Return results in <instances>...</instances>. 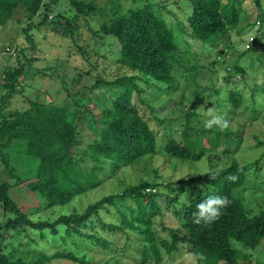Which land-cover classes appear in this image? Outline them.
Returning <instances> with one entry per match:
<instances>
[{"label": "trees", "instance_id": "obj_1", "mask_svg": "<svg viewBox=\"0 0 264 264\" xmlns=\"http://www.w3.org/2000/svg\"><path fill=\"white\" fill-rule=\"evenodd\" d=\"M180 1L158 0L156 6L115 12V18L101 24L93 33L98 38L114 37L119 44L113 60L116 69L113 77L106 79L95 73V83L87 89L102 92L93 98L96 113L89 109V100L93 101L91 96L85 97L89 92L73 93L71 87L65 89V98L59 104L29 100L27 109L9 111L6 107L20 93V77L24 78L25 64L20 62V57L28 63L33 59L24 47H7V50L17 49L15 59L19 65L11 68L10 56L3 62L8 66L3 68L0 85L5 91L0 92V160L9 176L7 182H0V204L6 215L7 234V243L0 246V264H56L62 260L72 264H99L91 261L88 252L96 249L109 253L115 247L109 236L115 238L117 232L125 238L119 250L121 254L129 253L130 245L135 247L138 257L134 258V264H162L174 258L179 246L187 247L184 254L187 259L180 257L185 262L188 253L202 252L207 257L206 264H252L245 251L264 243V141L254 136L257 141L254 148L259 149V154L241 164L237 153L242 137L235 134L237 130H220L216 126L209 129L205 121L212 115L227 118L237 112L251 123H261L264 82L257 84L254 79V83L250 79L252 74L239 64L245 54H253L251 47L232 62L225 59L218 62L221 55L216 53L214 59H209L214 36L219 34L234 31L242 37L253 32L252 41L264 46V0H251L257 20L238 31L234 29L247 8L243 4L246 0ZM69 2L76 16L97 11L91 2ZM53 3L52 0H0V26L11 21L17 11L23 13L27 21L21 32L30 43L31 51L35 45L30 32L47 25L53 32L58 30L72 39L76 32L73 18L61 13L50 18ZM174 5L177 12L170 9ZM164 13L171 14L173 19L166 20ZM35 17L37 20L33 21ZM256 61L264 75V52L256 56ZM213 67L224 72L221 79L224 87H216L218 69ZM179 72L185 85L191 86L194 102L184 103L183 121L171 115L166 118L164 112L163 117H155L160 125L166 126L168 122L174 125L171 129L166 127V140L157 142L152 131L154 126L150 127L148 118L141 114L133 99L135 96L142 103L143 93L152 86L159 88L157 85L164 86L163 93H175ZM206 73L210 87H201V76ZM235 74L241 75L244 83L248 84V79L253 82L248 89L249 102L239 99L242 95L236 90L237 83L231 82ZM54 79L61 80L59 76ZM61 84L66 83L61 80ZM200 94L206 97L200 98ZM170 102L174 103L172 99ZM148 108L153 112L152 107ZM164 109L166 114L171 111ZM87 112L91 113L89 117L85 116ZM84 130L89 132L86 143L82 137ZM159 155L165 163L174 160V171L177 165L180 169L193 168L198 162L205 163L206 171L189 180H172V174L167 181H158L160 170L155 168V179L102 197L82 212L61 214L47 221L28 218L32 212L65 206L75 197L96 189L102 183V175L110 179L124 167ZM20 158L24 161L20 162ZM33 160H36V169H31L34 172L31 176L25 170ZM213 174L215 179H210ZM229 175H236L238 179L229 181ZM19 186L37 199L30 213L20 212L8 196L11 188ZM206 192L225 195L232 203L223 210L219 220L210 225L195 224L192 213ZM185 193L186 201L182 199ZM253 204L259 207L258 211H254ZM23 226L38 230V236L47 237L52 249L60 245L62 250L55 248L48 253L42 248L30 259L20 257L17 249L6 252L15 240L17 229L26 231ZM81 242L90 246V250L84 251ZM110 260L106 259L104 264ZM255 264L264 262L257 260Z\"/></svg>", "mask_w": 264, "mask_h": 264}, {"label": "rangeland", "instance_id": "obj_2", "mask_svg": "<svg viewBox=\"0 0 264 264\" xmlns=\"http://www.w3.org/2000/svg\"><path fill=\"white\" fill-rule=\"evenodd\" d=\"M46 1L49 2L51 0ZM52 1H54L55 4H52L53 11L51 12L52 14L50 15V18L57 13H61L66 17L71 16L73 18V26L76 27V32L72 39L67 36L65 37L58 30L53 32L47 25L41 29H35V31L30 32L33 38V44L35 45L34 51H31L30 43L25 39L21 32V28H24L27 21L26 18H23V13H19V11H17L13 15L11 21H8L5 26H0V85L3 84V68L8 66L6 64L4 65L3 62L10 56L11 59H8L9 66L11 68H16L19 65L15 59L17 49L12 48L13 50H7V47L15 45H18V47H24L28 52V56L33 59L32 62L28 63V61H25V59L20 57V62L25 64L24 78L20 77V93L17 94L6 107L9 111H22L27 109L29 107L27 104L29 100H34L40 103L59 104L61 103V100L65 98L64 91L68 87L72 88L73 93L84 90L85 92H89L87 89H90L94 85L97 78L96 74H99L106 79L112 78L116 71L113 60L117 57L119 52V44L114 37L104 36L103 38H98L97 36H94L93 33L99 30L101 24L109 23L111 19L115 18V12L121 13L125 12L129 8H142L146 5L156 6V2L158 3V0H82L85 2H91L95 7H97V11L88 15L76 16V11L71 6L69 0ZM169 1L179 2L180 0ZM243 4L247 8L245 12L242 13V18L234 29L235 31H238L247 23H253L257 20V11L254 6H252L251 0H246ZM170 7V9L177 12V7L175 5ZM163 15L166 20L173 19V16L169 13H164ZM34 20H37V17L33 18V21ZM253 39V32H247L242 37L236 35L234 31L216 35L214 36L212 45L214 48L211 49V58L209 60L214 59L216 53L219 56L224 55L223 58L221 56L220 58H217L218 62L222 59L232 62L233 59L239 56L242 51L251 47L253 54H245L240 58L239 64L246 72L252 74L250 75V79L253 82L254 79H256V83L261 84L264 82V75L258 65V62L256 61V56L261 55L262 52H264V46H258L256 42L252 41ZM78 48H81L82 51L80 52ZM252 60H254L255 65ZM224 67H226L225 64ZM95 68L96 70H94ZM213 68L218 69L216 73V87H224V82L221 80L225 75L224 72L219 69V67ZM56 76H59L66 84H61L60 79H54ZM208 76V73L201 76L203 77L200 80L201 87H210V84H208L209 80L207 79ZM242 79L243 77L241 75L235 74V77L231 79V82L233 84L237 83L236 90L241 92L240 94L242 95L239 99L241 98L243 102L246 103L250 100V91L248 89L253 82L248 79L247 84L244 83ZM176 81L177 91L175 93H163L161 92V89H163L164 86L162 87L154 84L159 88L152 86L147 90V92L143 93L141 96V100L143 101L142 103L137 101V97L135 98V96L133 99L141 114L144 115L145 118H148L147 121L149 122L150 127L154 126L152 131L157 142L165 141L167 137L166 134L168 133V131H166L167 128L171 129L174 125L172 122H168V125L166 126L160 125L156 122L155 117H163V114L165 113L164 117L166 118L171 115L174 119H182L183 121L185 112L181 111V109L183 108L184 103L186 104V101L190 103L194 102V99L192 98L193 94L191 93V86L185 85L181 72H179ZM70 82L73 83V86ZM228 87L231 88L232 86L229 85ZM0 92L2 94L5 93V91H2L1 88ZM100 92L101 90L94 89L91 92L86 93L85 97L91 96L93 99L96 98L97 94ZM183 96L188 97V99L185 100ZM199 96L200 98L206 97L204 94H200ZM170 99L174 102L173 104H171V102L169 103ZM149 106L152 107L153 112L149 111ZM165 107L171 110L169 111V114H166L164 111ZM89 109L95 112V99H93V101L89 100ZM263 111L264 109H262L261 114H259L261 123L260 121H254L251 123L245 115L237 112H235L234 116L229 115L225 118L229 121L228 128L233 129V131L237 130L235 134L240 138L242 137V145L237 153V158L241 164L246 163V161L251 160L259 154V149L254 148L257 144L254 136H257L259 141H264ZM90 114V112H87L85 113V116L89 117ZM238 122L241 125H239ZM214 128L215 127L209 129ZM88 136L89 132L84 130L82 135L83 142H87ZM19 161H24V159L20 158ZM35 161L36 160H33V163L30 162L28 168L25 170V172L29 171V175L31 176L34 173L31 169H36ZM163 163L165 162L159 155L152 158V160L148 158L146 160L135 162L131 166L124 167L110 179H106L105 176L102 175L100 176V181H102V183L96 189L83 196L75 197L65 206H57L53 209L41 212L35 213L32 212V210H29L32 205L37 203V199L34 194L27 192L23 186L11 188L8 191V196L16 204L20 212H32L28 214V218L30 220L47 221L54 219L61 214L65 215L73 211L82 212L88 205L95 203L102 197L119 193L127 186L137 185L141 181H151L155 179V168L160 170L158 181H167L172 174H174V176H172V180H189L206 171L205 163L203 162L196 163L193 168L183 167L180 169L177 165L175 171L172 168V165L175 164L174 160H171L170 163H165L164 165ZM8 180L9 176L7 170L5 169V166L2 165L0 160V182H7ZM255 205L256 204H253V207ZM262 205L264 208V204ZM258 208V206L254 207V211H258ZM5 216L6 215L4 214L3 208L0 204V246L7 243V234L4 230ZM166 222L169 223V220L167 219ZM22 229H25L26 231L17 229V232H15V240H12L13 243L11 246L6 248V252L17 249V254L20 257L30 259L31 256H35L38 252H41L42 248H44V250L48 253H52L53 249L55 251V248L60 251L62 250L60 245H57L56 247L53 245L55 248L52 249L48 244L47 237L41 238L38 236V230H33L27 226H23ZM11 233L12 232H10V234ZM46 235H48V233H46ZM116 235L117 236L115 238H113L112 235L109 236L115 244V247L112 246L109 253L105 254L96 249L88 252V256L92 258L91 261H99V264H104L106 259H111L108 264L135 263L134 258L138 257L134 249L135 247L130 245L131 251L126 254H121L122 252L119 250L125 244V238L120 232H117ZM161 235L166 236V233L161 232ZM26 244L29 245L30 249L26 246ZM81 246L84 251L90 250V246H88L85 242H81ZM185 249L187 250V247L179 246V251L173 256L174 258L166 259L162 264H190L189 260L186 262L183 260L184 258L187 259L184 255L186 254ZM33 250H35V252L31 255V251ZM245 252L249 255V259L252 264H255L257 260L264 262V243L259 245L254 250H246ZM56 264L72 263L62 260L58 261ZM244 264H246V262H244Z\"/></svg>", "mask_w": 264, "mask_h": 264}, {"label": "clouds", "instance_id": "obj_3", "mask_svg": "<svg viewBox=\"0 0 264 264\" xmlns=\"http://www.w3.org/2000/svg\"><path fill=\"white\" fill-rule=\"evenodd\" d=\"M213 126L218 127L220 130H225L229 127V121L223 115H212L210 119L205 121V127L212 128ZM209 178L215 179V174ZM237 179L236 175H229L227 177V180L232 182H235ZM186 195L187 193L182 195V199L185 200ZM231 203L232 201L225 195L206 192L204 199L195 205V210L192 213L194 218L193 223L210 225L220 219L223 215V210ZM233 243L235 244L236 242L233 241ZM188 260L190 264H206L207 257L202 252H190L188 253Z\"/></svg>", "mask_w": 264, "mask_h": 264}]
</instances>
